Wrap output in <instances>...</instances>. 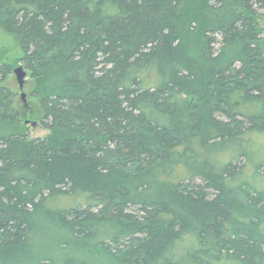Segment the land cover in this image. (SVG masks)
Segmentation results:
<instances>
[{"label": "trees", "instance_id": "trees-1", "mask_svg": "<svg viewBox=\"0 0 264 264\" xmlns=\"http://www.w3.org/2000/svg\"><path fill=\"white\" fill-rule=\"evenodd\" d=\"M263 18L264 0H0L49 131L0 129V264H264ZM16 95L0 85V128Z\"/></svg>", "mask_w": 264, "mask_h": 264}, {"label": "rangeland", "instance_id": "rangeland-1", "mask_svg": "<svg viewBox=\"0 0 264 264\" xmlns=\"http://www.w3.org/2000/svg\"><path fill=\"white\" fill-rule=\"evenodd\" d=\"M262 25L264 26V18L262 19ZM22 56V51L18 45L16 38L0 28V63H7L11 65V71L3 77V81H0L1 86H6L15 92L17 99V106L22 111V120L16 124H9L6 122L0 129L2 131H24L31 137H44L48 134V129L40 124L39 117V104L36 98L32 95V90L35 86V81L31 77L30 71L26 68L25 64L19 60ZM22 65L27 72L25 77V83L23 88L20 87L17 76L14 69ZM22 93L25 95L23 96ZM200 180H198L199 182ZM72 202L70 200H64L61 204L68 205Z\"/></svg>", "mask_w": 264, "mask_h": 264}, {"label": "water", "instance_id": "water-1", "mask_svg": "<svg viewBox=\"0 0 264 264\" xmlns=\"http://www.w3.org/2000/svg\"><path fill=\"white\" fill-rule=\"evenodd\" d=\"M14 72L17 76V79L19 81L20 87L23 88L24 83H25V77L27 75L26 70L24 69V67L22 65H20L19 67L14 69ZM22 95L24 96L25 94L22 93Z\"/></svg>", "mask_w": 264, "mask_h": 264}]
</instances>
